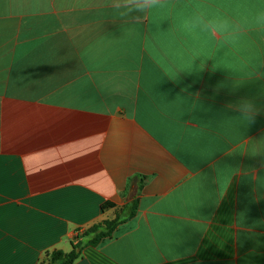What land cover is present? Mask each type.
<instances>
[{"label": "crops", "instance_id": "0c3cea01", "mask_svg": "<svg viewBox=\"0 0 264 264\" xmlns=\"http://www.w3.org/2000/svg\"><path fill=\"white\" fill-rule=\"evenodd\" d=\"M261 5L0 0V264H48L134 198L74 264H264ZM197 6L233 38L188 31Z\"/></svg>", "mask_w": 264, "mask_h": 264}, {"label": "clouds", "instance_id": "9594fccd", "mask_svg": "<svg viewBox=\"0 0 264 264\" xmlns=\"http://www.w3.org/2000/svg\"><path fill=\"white\" fill-rule=\"evenodd\" d=\"M162 0H111V7L116 10H123V14L131 12H145L161 5ZM244 23L252 27L264 31V5H261L258 10L252 14L249 21L248 17L244 18ZM185 28L190 32H201L212 34L221 32L227 34L228 39H232L238 31L227 18L220 15L218 12L208 11L197 6L185 22ZM241 109V116L251 125L255 122V115L259 114V109L256 107L255 100L242 98L238 102Z\"/></svg>", "mask_w": 264, "mask_h": 264}, {"label": "trees", "instance_id": "16d2710c", "mask_svg": "<svg viewBox=\"0 0 264 264\" xmlns=\"http://www.w3.org/2000/svg\"><path fill=\"white\" fill-rule=\"evenodd\" d=\"M138 202L139 199L134 198L130 203L120 209L111 202L103 203V212L115 210L114 217L103 219L84 231L79 230L71 241V251H52L48 255V264H74L81 257L85 247L99 245L104 240L111 238L119 226L132 220L136 215Z\"/></svg>", "mask_w": 264, "mask_h": 264}]
</instances>
